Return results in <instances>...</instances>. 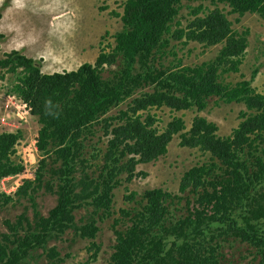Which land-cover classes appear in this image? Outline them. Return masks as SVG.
Instances as JSON below:
<instances>
[{
    "label": "trees",
    "instance_id": "obj_1",
    "mask_svg": "<svg viewBox=\"0 0 264 264\" xmlns=\"http://www.w3.org/2000/svg\"><path fill=\"white\" fill-rule=\"evenodd\" d=\"M183 1L126 0L116 12L122 27L114 45L75 69L44 72L40 59L19 49L0 56V70L14 74L12 90L38 119L43 156L36 180L16 191L30 201L33 217L24 210L4 220L0 264H29L42 254L56 258L60 252L50 241L71 229L96 237L99 221L115 214L113 190L122 176L131 181L139 163L167 153L175 134L181 146L198 148L207 160L183 173L177 193L152 187L126 195L128 205L113 219L116 243L108 264H223L225 243L235 239L250 244L255 264H264V93L252 79L223 78L240 70L249 29H234L222 8L202 5L183 26L177 19ZM214 1L239 17H264V0ZM172 40L221 48L213 60L184 65L167 61L176 55ZM211 97L244 104L231 134L219 135L217 124L199 114L189 128L178 115L158 127L153 108L202 111ZM126 101V108L109 113ZM21 136L20 130L0 132V179L24 170L14 157ZM40 189L57 196L47 215L36 201ZM0 200L1 208L13 197L0 194Z\"/></svg>",
    "mask_w": 264,
    "mask_h": 264
},
{
    "label": "rangeland",
    "instance_id": "obj_2",
    "mask_svg": "<svg viewBox=\"0 0 264 264\" xmlns=\"http://www.w3.org/2000/svg\"><path fill=\"white\" fill-rule=\"evenodd\" d=\"M125 1L0 0L2 7H7H5L9 14L7 22H10L9 27L12 29L6 27V24H0V34L4 35L0 40V56L6 51L19 49L29 56L40 59L44 72L75 69L84 62L94 63L100 51L109 50L114 45V35L122 27L121 18L116 12H123ZM199 5L204 9L218 6L228 13L234 29L240 32L249 29V44L240 70L225 72L223 78L233 83L242 79H252V86L258 92L264 93V17L258 13H246L239 17L238 13L230 12L228 5L214 0H184L177 18L181 20L183 26L192 17L190 11ZM237 17L240 18L239 21L236 20ZM13 29L17 31L16 36ZM171 45L176 55L171 54L167 61L181 59L184 65L213 60L221 48L220 43L207 47L197 41H190L187 46H183L172 40ZM14 81L13 73L0 70V132L22 131L14 157L24 164V170L10 180L7 186L10 192L3 190L0 183V194L13 197V200L0 208V231L6 229L4 225L6 218L14 220L24 210L33 217L30 201L26 198H17L16 191L25 180H36L40 159L43 157L39 151L38 156L31 160L26 159V156L23 158V149L34 143L40 124L37 117L24 108V101L12 90ZM128 101L113 108L109 113L116 114L120 109L126 108ZM244 107L242 103L224 102L218 97H211L202 111L196 109L175 111L162 106L153 108L152 112H156L159 118L157 125L162 129L175 115L183 117L188 128L195 115H204L217 124L216 132L225 136L231 134L232 129L239 123V112ZM180 139L179 134H175L169 143L167 153L153 161L139 163L136 171L140 174L131 181L125 180V175L122 176L121 184L113 190L115 214L99 221L100 230L96 237H82L74 229L68 230L50 241L49 246L56 245L60 252L58 257L49 258L42 254L32 259L29 264H108L116 243L113 219L119 215L122 207L128 205L126 195L134 190L141 193L152 187H162L177 193L183 173L207 160L208 154H203L195 147L181 146ZM103 140L107 138L104 136ZM100 145L106 147L105 142H101ZM16 180L23 183L13 189L12 185H15L13 181ZM35 197L38 208L44 215L56 205L57 196L44 189H40ZM0 203H3V200H0ZM84 213V209L79 210L77 218ZM41 252L39 249L38 253ZM224 252L226 257L223 264H255L257 260L253 247L241 240L235 239L225 243Z\"/></svg>",
    "mask_w": 264,
    "mask_h": 264
},
{
    "label": "built area",
    "instance_id": "obj_3",
    "mask_svg": "<svg viewBox=\"0 0 264 264\" xmlns=\"http://www.w3.org/2000/svg\"><path fill=\"white\" fill-rule=\"evenodd\" d=\"M23 104H24V108L27 109V111L29 112L30 111V106L26 102H23ZM25 149H23V158H24V156H26V159L28 158V160H31V159L37 157L38 156L37 140H35L34 143L31 144L29 147H25ZM18 174H20V173L12 174V175H7V176L2 177L0 183L2 185L3 190H5L7 192H10V189H8L7 186L9 185L10 180H12L13 178H15ZM13 183H15V185H12V188L13 189H16L23 182L20 183L18 180H16V181H13ZM13 183H11V184H13Z\"/></svg>",
    "mask_w": 264,
    "mask_h": 264
},
{
    "label": "crops",
    "instance_id": "obj_4",
    "mask_svg": "<svg viewBox=\"0 0 264 264\" xmlns=\"http://www.w3.org/2000/svg\"><path fill=\"white\" fill-rule=\"evenodd\" d=\"M2 5L3 4H0V8H2ZM6 7V6H5ZM4 7V9H3V11H2V17L0 18V24L2 25V23L3 24H6V27H8L10 30H12L11 29V27H9V24H10V22H7V19H8V17H9V14H8V12L7 11H5V9L7 8H5ZM13 31L15 32L16 31V29H13ZM16 34H17V31L15 32V36H16ZM25 46V45H24ZM67 70V69H66ZM69 70H71V69H69Z\"/></svg>",
    "mask_w": 264,
    "mask_h": 264
},
{
    "label": "clouds",
    "instance_id": "obj_5",
    "mask_svg": "<svg viewBox=\"0 0 264 264\" xmlns=\"http://www.w3.org/2000/svg\"><path fill=\"white\" fill-rule=\"evenodd\" d=\"M3 9H4V7H2V11H3ZM100 52H101V51H100ZM98 55H99V54H98ZM96 58H97V57H96ZM36 140H37V139H36ZM39 151H40V150H39V148H38V154H39Z\"/></svg>",
    "mask_w": 264,
    "mask_h": 264
}]
</instances>
